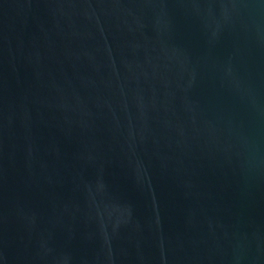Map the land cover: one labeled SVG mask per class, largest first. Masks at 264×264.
<instances>
[{"label":"water","instance_id":"1","mask_svg":"<svg viewBox=\"0 0 264 264\" xmlns=\"http://www.w3.org/2000/svg\"><path fill=\"white\" fill-rule=\"evenodd\" d=\"M0 264H264V0H0Z\"/></svg>","mask_w":264,"mask_h":264}]
</instances>
